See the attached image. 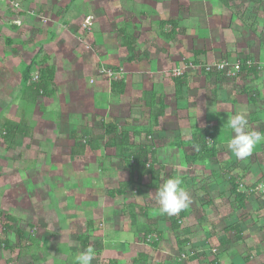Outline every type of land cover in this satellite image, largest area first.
Here are the masks:
<instances>
[{
	"label": "crops",
	"instance_id": "1",
	"mask_svg": "<svg viewBox=\"0 0 264 264\" xmlns=\"http://www.w3.org/2000/svg\"><path fill=\"white\" fill-rule=\"evenodd\" d=\"M130 5L133 8L124 10L128 14L125 19L116 16L117 20L94 21V30L89 33H84L77 23H45L41 24L44 35H36L33 28L38 24L28 15L19 19L21 25L13 35V47L17 49L12 56L15 62L24 67L43 49L49 61L46 65L55 70V81L52 96H39L35 104L24 101L32 106L27 118H22L24 134H18L10 144L30 155L28 165L21 169L32 172L29 179L34 178L39 192L46 194L49 201L80 203L74 209L77 215L87 207L95 215L116 211L119 207L113 200L126 194L116 193L112 201L104 199L105 204L101 195L115 190L110 189L111 184L122 181L128 169L115 151V140L108 146L101 143L85 146L77 139L79 136L92 137L97 130L111 140L105 124L112 123L119 133H129L133 142L138 143L143 137L140 131L155 122L152 137L174 142L173 147L164 141L153 145L159 164L168 167L171 161L163 160L167 151L183 153L177 139H190L196 127L216 128L217 157L185 162L193 168L203 166L210 159L220 160L221 149L233 135L227 120L238 110L246 112L248 121L256 115L259 124L264 123L261 118L264 115L263 18L257 19L255 34L249 28L250 21L234 11L232 0L221 3L187 0L184 14L180 10L182 0H133ZM260 9L264 12V6ZM176 19L191 29L188 35L171 33L168 25L161 31L162 21ZM125 26L132 40L134 60H129L124 51ZM195 49L210 62L217 57L230 61L254 60L259 72L252 76L242 72L236 78H225L221 74L207 77L190 69L182 76L184 80L176 84L180 77L173 76V70L182 67L183 59L189 58ZM102 67L124 70L119 80L125 82L122 94L112 91L113 79L100 73ZM3 74L4 91L12 87V82L18 88L19 83L12 79L8 67ZM246 92L253 100L251 103L244 95ZM4 94L10 102L11 94ZM258 126L257 130L264 134Z\"/></svg>",
	"mask_w": 264,
	"mask_h": 264
},
{
	"label": "rangeland",
	"instance_id": "2",
	"mask_svg": "<svg viewBox=\"0 0 264 264\" xmlns=\"http://www.w3.org/2000/svg\"><path fill=\"white\" fill-rule=\"evenodd\" d=\"M132 1L0 0V264H76V255L86 249L83 246L85 240L86 247L92 246L96 253L92 264H211L215 260L220 264H264V142L258 144L252 155L244 160L237 159L223 146L219 161L210 159L203 166L193 168L185 163L184 149L181 154H169L167 151L168 155H164L163 160L173 163L161 168L158 180L150 182L152 184L132 182L126 188V195L113 200L114 205L119 207L116 211L98 215L88 207L77 215L74 209L80 203L49 201L46 194L39 192L34 178V181L29 179L32 172L21 169L28 165L30 155L6 143L4 136L8 122L22 123L31 111L32 106L23 100L26 67L35 63L30 82H36L38 80L34 77L39 75V69L49 62L45 60L43 49L24 67L15 62L12 56L17 49L13 47V35L21 25L19 19L30 15L32 21L38 24L33 28L36 35H44L45 29L41 24L45 23H77L84 33H89L94 30L97 20H117L116 16L120 17L119 20L125 19L128 14L124 10L133 8L130 5ZM186 1L182 0L181 14L187 10ZM214 2L221 3V0ZM232 5L237 14L250 21L251 27L247 26L257 34L255 23L259 18L264 19V12L260 9L264 0H232ZM135 13L140 17L138 12ZM88 17H91L92 25L86 29L84 23ZM175 22L176 27L167 24L169 31L188 35L191 29L184 22L180 24L177 19ZM124 28L127 29L126 26ZM160 29L164 30L161 26ZM198 54L196 49L193 50L189 58L183 59L182 65L191 64L192 71L207 77H212V74L219 76L207 71V65L212 67L219 62L234 64L237 61L217 57L214 58L216 61L210 62L206 56ZM248 61L252 66L256 64L254 60ZM5 67L9 68L12 79L18 81V88L12 82L10 89L3 90L1 78L4 77ZM242 72H235L230 77L221 75L236 78ZM4 92L11 94L10 102ZM244 95L248 96L249 103L253 101L249 92ZM261 118L263 120L264 115ZM154 123L140 131L143 137L138 139V143L156 145L164 141V144L172 146L174 142L152 137ZM263 124H259V117L254 115L250 117L249 129L259 132L257 125L264 130ZM103 138L96 130L92 137L84 135L77 139L84 145L113 144L112 139ZM207 140L211 146L213 140L210 137ZM121 161L125 162L123 156ZM125 171V178L114 181L110 189L116 190L121 183L129 181V169ZM171 177L182 180V186L193 200L185 209L186 215L178 230L171 225L172 216L164 214L167 217L163 218L155 198L162 180ZM231 179L240 183V191L248 195L244 208L231 193ZM101 196L102 203L106 198L112 201L113 196L109 193ZM133 219L138 223L131 225ZM237 224L243 232L242 237L233 228ZM158 232L162 235H157Z\"/></svg>",
	"mask_w": 264,
	"mask_h": 264
},
{
	"label": "trees",
	"instance_id": "3",
	"mask_svg": "<svg viewBox=\"0 0 264 264\" xmlns=\"http://www.w3.org/2000/svg\"><path fill=\"white\" fill-rule=\"evenodd\" d=\"M171 24L173 27L176 22L174 20L162 21L161 27H166L167 24ZM176 27V26H175ZM123 46L124 51L128 55L129 60H134L132 40L128 38L126 29H123ZM47 61V59H45ZM249 59L239 60L242 63L241 70L247 75L252 76L259 72L257 65L248 66L247 61ZM46 63V62H45ZM35 63L32 62L28 65L23 73V100L29 104H35L39 96H52L54 94L53 85L55 81V70L48 65H45L39 69L38 81H31V73L34 69ZM184 78L180 77L176 79V84H180ZM125 88V82L123 80H113L112 91L114 93L122 94ZM105 131L112 140H115V151L119 156H123L125 164L130 172V179L127 182H123L120 188L109 192L111 196L114 194L126 193V188L133 182L136 184H152L160 178L162 172L157 158L156 150L153 149V145H142L141 143L133 142L130 138V134L126 132H118V128L110 123L105 124ZM216 128L207 127H196L189 141H181L177 139L176 144L184 149L185 162L193 163L195 161H203L209 158L217 157L219 151L217 148L216 138L214 133ZM18 134H24V128L22 123L16 121L8 122L7 133L4 138L7 144L13 142ZM210 137L213 140V144L210 146L207 138ZM86 146V145H85ZM187 148V149H186ZM161 166V167H160ZM160 167V168H159ZM136 180V181H135ZM148 180V181H147ZM231 193L235 197L236 202L244 208V203L248 195L244 191H240V183H237L234 179H231ZM152 182V183H150ZM186 210H183L177 216L171 217V225L174 230L180 229V222L184 219ZM167 216L164 215L163 218ZM136 219V217H135ZM133 219L132 223L137 224L138 222ZM145 228V229H144ZM237 229L238 234L242 237L243 232L239 224L233 227ZM143 229L148 233L149 230L146 227ZM159 236L162 234L158 232ZM84 248L86 247V240L83 243ZM211 264H220L218 261H213Z\"/></svg>",
	"mask_w": 264,
	"mask_h": 264
},
{
	"label": "clouds",
	"instance_id": "4",
	"mask_svg": "<svg viewBox=\"0 0 264 264\" xmlns=\"http://www.w3.org/2000/svg\"><path fill=\"white\" fill-rule=\"evenodd\" d=\"M216 67L222 70L224 65L219 64ZM227 127L231 129L233 135L228 138L226 147L239 160L250 157L257 145L264 142V134L249 129V121L245 111L238 110L236 114L229 116ZM155 198L160 213L168 216L178 215L193 203L179 177L162 180L155 192ZM95 255L94 248L89 246L76 255L75 262L76 264H92Z\"/></svg>",
	"mask_w": 264,
	"mask_h": 264
},
{
	"label": "built area",
	"instance_id": "5",
	"mask_svg": "<svg viewBox=\"0 0 264 264\" xmlns=\"http://www.w3.org/2000/svg\"><path fill=\"white\" fill-rule=\"evenodd\" d=\"M91 25H92L91 17H88V19L84 23V27L86 29H89ZM219 64L224 65L222 70H220L216 67V65H219ZM247 65L251 66V61H247ZM241 68H242V63H240L239 61H236V63H234V64H232L231 62H228V61H224V62L216 63V64L212 65V67H211V65H207L206 70L209 72L223 74L224 76L230 77V76L234 75L235 72H240ZM190 69H193L191 64L190 65L185 64L182 67L175 68L173 70V76L182 77ZM100 73L102 75L107 76L110 79H113V80H120L124 76V70L123 69L116 70V69H113L111 67H102L100 69ZM34 78H36V80H38L39 75L36 74V76Z\"/></svg>",
	"mask_w": 264,
	"mask_h": 264
}]
</instances>
